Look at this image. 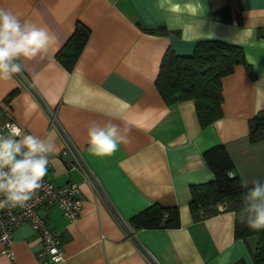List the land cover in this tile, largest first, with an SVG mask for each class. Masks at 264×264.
<instances>
[{"label": "crops", "instance_id": "1", "mask_svg": "<svg viewBox=\"0 0 264 264\" xmlns=\"http://www.w3.org/2000/svg\"><path fill=\"white\" fill-rule=\"evenodd\" d=\"M227 6L230 20L214 17ZM0 8L57 37L46 52L18 61L22 74L0 79V126L9 119L25 134L53 139L58 150L45 177L56 185L75 182L81 191L74 222L54 206L39 209L61 235L64 259L56 264H150L149 256L157 264H253L255 237L234 238L233 211L195 222L188 204L190 186L214 178L203 158L213 146L226 149L230 176L248 187L264 182V140L248 139V121L258 113L254 86L264 87V0H0ZM77 22L90 35L68 72L54 56ZM201 40L240 46L254 74L235 65L222 77L221 117L204 128L193 100L166 104L155 87L165 52L188 56ZM49 111L58 126L50 124ZM93 121L117 123L128 142L111 156L92 155L86 141ZM62 132L94 187L58 158ZM153 204L177 207L180 226L134 230L128 220ZM11 248L14 261L0 253V264H39L41 241L29 223L12 232Z\"/></svg>", "mask_w": 264, "mask_h": 264}, {"label": "trees", "instance_id": "2", "mask_svg": "<svg viewBox=\"0 0 264 264\" xmlns=\"http://www.w3.org/2000/svg\"><path fill=\"white\" fill-rule=\"evenodd\" d=\"M213 15L230 20L231 9L227 6L214 11ZM147 31L166 32L165 28ZM89 35V30L77 22L72 34L55 54V60L68 72L73 70ZM259 36L264 37V32H259ZM235 65H243L254 77L240 46L220 40L197 41L191 55H176L170 49L165 52L155 87L166 104L193 100L199 125L204 128L221 117V79L231 74ZM248 139L251 143L264 140V110L249 119ZM203 158L214 178L190 186L188 207L193 221L204 220L221 211H233L234 238L246 242L249 237H255V245L250 250L252 263L264 264V229H251L241 221L242 197L246 189L238 176H230L234 166L226 149L222 145L213 146L203 152ZM128 222L134 230L177 228L180 226L179 211L175 206L153 204L132 216Z\"/></svg>", "mask_w": 264, "mask_h": 264}, {"label": "clouds", "instance_id": "3", "mask_svg": "<svg viewBox=\"0 0 264 264\" xmlns=\"http://www.w3.org/2000/svg\"><path fill=\"white\" fill-rule=\"evenodd\" d=\"M57 37L46 26H38L29 20H21L12 11L0 8V79H10L22 74L18 61L31 60L46 52ZM255 109L264 110V87L254 86ZM8 132L0 135V208L23 206L41 187L48 172L50 157L57 152L51 138L22 134L14 124L6 125ZM128 137L122 134L117 123L103 125L93 121L87 128L88 152L94 156L113 155ZM243 193L240 218L251 229H264V182L253 181Z\"/></svg>", "mask_w": 264, "mask_h": 264}, {"label": "built area", "instance_id": "4", "mask_svg": "<svg viewBox=\"0 0 264 264\" xmlns=\"http://www.w3.org/2000/svg\"><path fill=\"white\" fill-rule=\"evenodd\" d=\"M49 121L52 126H58L54 112L49 111ZM14 124L25 134L26 130L12 120H6L0 126V135L8 132L6 125ZM63 148L58 153V158L65 161L68 170L78 171L85 183L94 187L92 174L82 159L79 151L62 132ZM69 159H66V158ZM0 199H3L0 196ZM41 206H54L67 222H74L79 217L82 209L81 191L75 182L68 181L63 185H56L46 177L41 182V187L32 198L23 206L0 208V245L1 254L14 261L12 245V232L21 224L27 222L38 233L41 248L37 254L39 264H56L64 259L60 232L49 228L39 209ZM150 264H157L149 256Z\"/></svg>", "mask_w": 264, "mask_h": 264}]
</instances>
